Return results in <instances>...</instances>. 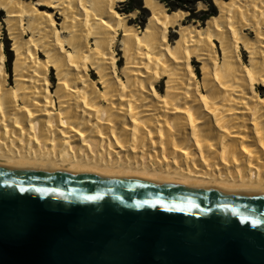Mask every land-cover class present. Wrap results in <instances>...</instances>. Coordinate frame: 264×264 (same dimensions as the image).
Listing matches in <instances>:
<instances>
[{"label": "bare ground", "instance_id": "1", "mask_svg": "<svg viewBox=\"0 0 264 264\" xmlns=\"http://www.w3.org/2000/svg\"><path fill=\"white\" fill-rule=\"evenodd\" d=\"M126 1L0 0V163L264 190V0Z\"/></svg>", "mask_w": 264, "mask_h": 264}, {"label": "water", "instance_id": "2", "mask_svg": "<svg viewBox=\"0 0 264 264\" xmlns=\"http://www.w3.org/2000/svg\"><path fill=\"white\" fill-rule=\"evenodd\" d=\"M0 264H264V190L0 163Z\"/></svg>", "mask_w": 264, "mask_h": 264}, {"label": "rangeland", "instance_id": "3", "mask_svg": "<svg viewBox=\"0 0 264 264\" xmlns=\"http://www.w3.org/2000/svg\"><path fill=\"white\" fill-rule=\"evenodd\" d=\"M214 4V2H213ZM122 9L121 11H123L124 9L127 8V4H123L122 3ZM215 5V4H214ZM119 9V8H118ZM196 9H197V12H201V11H206L208 10V6L206 5V7L202 10H199V7L196 5ZM120 10V9H119ZM219 13V11H218ZM150 15V12L147 10V12H143L141 13V11H139L138 15H137V18L134 19V21L132 23H134L135 25H137V27L142 30L144 28V25L147 21V18L148 16ZM5 16V13L3 11H0V20H2V18ZM201 22V21H199ZM205 23V22H204ZM201 22V24H204ZM254 36V34H252ZM178 37V35L176 33H174L173 31L170 32V35H169V40L171 41V43ZM3 41V43L5 44V52L7 54L6 56V64H7V71H8V68L10 69V75H9V72H8V80H9V84H12V64H13V61L15 59V54L14 52L12 51V42L8 39V34H7V31H6V25H3V35H2V39H1V42ZM217 46L218 48L220 47V45L217 43ZM114 50L116 51L118 57H119V63H118V74L120 75V70L122 68V66L124 65V59H122V52L120 51V47H119V44L116 43L114 45ZM219 53L222 55L221 51H220V48H219ZM240 55L243 59V62L244 63H247L248 62V54L242 50H240ZM196 69H197V73L199 74V78L201 79L202 78V75H201V65L200 63H194ZM121 76V75H120ZM10 77V78H9ZM93 78H98L97 75L93 74L92 75ZM50 78H51V82H52V90H54V87L56 86L57 84V78H56V75H55V71L53 70L52 74L50 75ZM165 90V81H163L162 83H160V88H159V91L160 92H164ZM259 91H261L259 89Z\"/></svg>", "mask_w": 264, "mask_h": 264}, {"label": "trees", "instance_id": "4", "mask_svg": "<svg viewBox=\"0 0 264 264\" xmlns=\"http://www.w3.org/2000/svg\"><path fill=\"white\" fill-rule=\"evenodd\" d=\"M160 1H162L170 11L183 9L184 11L189 12L190 15L188 16V21H196V22L201 21L202 23H204L210 17L216 16L218 14L217 7L213 4L212 0H160ZM200 1L204 2L208 6V10L197 12L196 5ZM123 4H127V8L123 10L125 13H131L135 10L141 11V13L147 12V9L144 8L143 0H127ZM2 45L5 49V44L3 43V41H2ZM8 72L10 75L11 71L9 68H8Z\"/></svg>", "mask_w": 264, "mask_h": 264}]
</instances>
